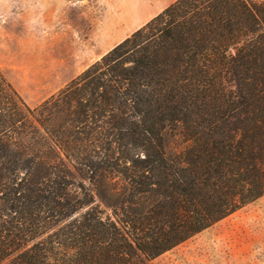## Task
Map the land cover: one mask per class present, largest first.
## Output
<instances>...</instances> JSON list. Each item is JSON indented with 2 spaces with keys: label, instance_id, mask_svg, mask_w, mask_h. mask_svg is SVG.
Returning <instances> with one entry per match:
<instances>
[{
  "label": "trees",
  "instance_id": "obj_1",
  "mask_svg": "<svg viewBox=\"0 0 264 264\" xmlns=\"http://www.w3.org/2000/svg\"><path fill=\"white\" fill-rule=\"evenodd\" d=\"M264 196V0H176L30 107L0 73V264H151Z\"/></svg>",
  "mask_w": 264,
  "mask_h": 264
},
{
  "label": "rangeland",
  "instance_id": "obj_2",
  "mask_svg": "<svg viewBox=\"0 0 264 264\" xmlns=\"http://www.w3.org/2000/svg\"><path fill=\"white\" fill-rule=\"evenodd\" d=\"M176 0H0V73L30 107ZM151 264H264V196Z\"/></svg>",
  "mask_w": 264,
  "mask_h": 264
},
{
  "label": "crops",
  "instance_id": "obj_3",
  "mask_svg": "<svg viewBox=\"0 0 264 264\" xmlns=\"http://www.w3.org/2000/svg\"><path fill=\"white\" fill-rule=\"evenodd\" d=\"M170 5H171V4H170ZM170 5H169V6H170ZM165 8H167V6H165L163 9H165Z\"/></svg>",
  "mask_w": 264,
  "mask_h": 264
}]
</instances>
